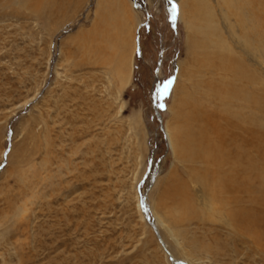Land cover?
I'll return each instance as SVG.
<instances>
[{
  "label": "rangeland",
  "instance_id": "1",
  "mask_svg": "<svg viewBox=\"0 0 264 264\" xmlns=\"http://www.w3.org/2000/svg\"><path fill=\"white\" fill-rule=\"evenodd\" d=\"M253 1L264 8V0ZM129 2L140 25L129 83L117 93L105 62L111 52L89 36L99 24L100 0H0V264H174L144 218L141 195L162 218L183 186L197 209H210L192 181L199 166L170 150L163 125L189 126L194 136L198 118L206 117L223 131L216 90L232 78L201 65L199 51L189 49L187 37H200L180 22L178 0ZM216 18L233 56L246 58L238 31L232 35L219 13ZM245 61L256 80L248 95L263 104L248 103L244 112L248 210L262 209L264 227V194L257 193L264 190L258 179L264 176V65L249 50ZM169 79L167 95L157 98V87ZM181 92L199 106L183 107ZM218 221L210 231L197 220L174 225L187 254L173 252L175 260L264 264L249 239L248 246L234 243Z\"/></svg>",
  "mask_w": 264,
  "mask_h": 264
},
{
  "label": "bare ground",
  "instance_id": "2",
  "mask_svg": "<svg viewBox=\"0 0 264 264\" xmlns=\"http://www.w3.org/2000/svg\"><path fill=\"white\" fill-rule=\"evenodd\" d=\"M178 1L180 22L184 24L190 35L194 33L196 37H200L198 39L187 37L189 49L199 51L201 65L209 69L212 68L214 71L228 73L232 78V81L222 82L216 90L220 96L221 112L225 115L226 127L223 131H219L206 117L201 118L198 115L197 121H200L201 124L194 136L189 130V126L170 128L169 123L163 125L170 150L173 153L177 152L186 162L199 166L200 171L193 169L196 170L194 171L196 174L192 176L194 179L192 181L195 182V185L203 188V192L208 196L210 209H197L191 191L183 186L174 191L173 206L165 210L163 218L156 214L158 212L153 206L147 205L149 218L153 219L152 224L157 233V229H159L171 242L168 244L163 239L164 237L163 241L161 240L173 259L176 258L175 254L187 256L179 233L174 231V225L191 223L193 220H197L202 226H208L209 231L219 220V224L220 222L224 223L223 226L226 227L225 229L234 243L238 242L248 246L249 239L255 250L264 254V227L260 216L262 209L248 210V116L244 114L245 111L248 113V103L262 104L261 100L248 95V83L252 84L256 80L253 79V74L248 72L245 60L248 61L249 50L256 54L261 64L264 65V38L262 31H259L261 23L259 20L260 16L264 15V8L260 9L259 4L253 0ZM100 2L102 5L99 9V24L89 36L91 39L98 37L105 43L100 51L111 52L105 62L110 65V75L116 84L118 93L130 80L135 46L133 33L140 25V16L138 17V12L133 10L129 0H100ZM218 13L225 22L229 33L235 35L238 31L237 45L240 44L241 53L246 58L241 59L233 56L234 51L226 42L223 30L218 26L216 18ZM194 21L202 24L194 25ZM85 36H81V38H87ZM193 36L195 37V35ZM94 50L99 53L98 49L94 48ZM160 54L159 56H161ZM180 94L183 97L179 99V102L183 107L198 105L197 101L188 96L184 98L183 92ZM175 96L179 97L180 95L177 93ZM154 113L162 126L157 110ZM137 120L140 122V118ZM258 179L261 184L264 183V176L259 175ZM156 184L157 181L154 185ZM262 188L264 187L262 186ZM257 193L264 194V190L259 189ZM139 208L138 202L137 209L140 213ZM23 211L21 210V213ZM140 220L143 221L141 213ZM212 240H216L215 237ZM163 251L165 250L163 249ZM166 254H164L165 260ZM183 260H185L182 261L185 264H192L186 258Z\"/></svg>",
  "mask_w": 264,
  "mask_h": 264
},
{
  "label": "water",
  "instance_id": "3",
  "mask_svg": "<svg viewBox=\"0 0 264 264\" xmlns=\"http://www.w3.org/2000/svg\"><path fill=\"white\" fill-rule=\"evenodd\" d=\"M158 63H159V59H158ZM152 106L153 107V111L155 112L156 111V108H155V94L152 93ZM153 171H154V165H152L150 168H149V172H148V175H149V178H148V186L151 184L152 182V179H153ZM147 186V187H148ZM147 189V188H146ZM141 199H142V211H143V214H144V218L145 220L150 224V226L153 228V232L160 244V246L165 250V252L167 253V258L172 262V263H179V264H185L184 262L182 261H176L175 259H173L170 254L168 253V251L165 249L164 247V244L162 243L157 231L155 230L153 224H152V221L150 220L149 218V214H148V208H147V204L144 200V195L142 194L141 195Z\"/></svg>",
  "mask_w": 264,
  "mask_h": 264
},
{
  "label": "snow or ice",
  "instance_id": "4",
  "mask_svg": "<svg viewBox=\"0 0 264 264\" xmlns=\"http://www.w3.org/2000/svg\"><path fill=\"white\" fill-rule=\"evenodd\" d=\"M169 3H172V0H168ZM171 12H172V15L173 17L175 16V13H176V8H175V5H173V7L171 8ZM172 84V80L169 79L167 81H165L161 86H158L157 89H156V96L157 98H160L162 96H165L167 95L168 93V90L170 88ZM159 107H162V105H158Z\"/></svg>",
  "mask_w": 264,
  "mask_h": 264
}]
</instances>
